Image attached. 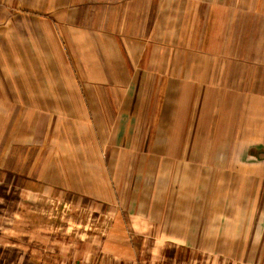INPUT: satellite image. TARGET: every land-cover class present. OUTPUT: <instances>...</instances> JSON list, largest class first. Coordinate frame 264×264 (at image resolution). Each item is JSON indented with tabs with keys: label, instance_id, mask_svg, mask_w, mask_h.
<instances>
[{
	"label": "crops",
	"instance_id": "1",
	"mask_svg": "<svg viewBox=\"0 0 264 264\" xmlns=\"http://www.w3.org/2000/svg\"><path fill=\"white\" fill-rule=\"evenodd\" d=\"M3 183L67 264H264V0H0Z\"/></svg>",
	"mask_w": 264,
	"mask_h": 264
},
{
	"label": "rangeland",
	"instance_id": "2",
	"mask_svg": "<svg viewBox=\"0 0 264 264\" xmlns=\"http://www.w3.org/2000/svg\"><path fill=\"white\" fill-rule=\"evenodd\" d=\"M97 217L80 203L0 184V264H67L77 256L67 243L89 242Z\"/></svg>",
	"mask_w": 264,
	"mask_h": 264
}]
</instances>
